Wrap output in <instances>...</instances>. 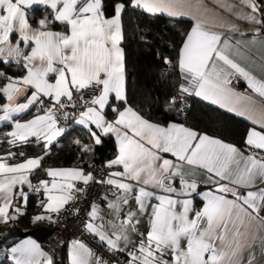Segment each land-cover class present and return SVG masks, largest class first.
Here are the masks:
<instances>
[{
    "label": "snow or ice",
    "instance_id": "1",
    "mask_svg": "<svg viewBox=\"0 0 264 264\" xmlns=\"http://www.w3.org/2000/svg\"><path fill=\"white\" fill-rule=\"evenodd\" d=\"M36 5L46 6L50 14L33 27L29 12ZM129 6L154 16L191 15L185 10L191 0H113L111 16L106 14L103 0H0V63H20L22 59L25 70L22 76L0 72V97L5 101L0 103V122L11 128L0 133V144L9 145L0 153V223L8 224L24 214L18 202L27 205L25 185L45 197L37 204L43 211L33 217L35 224L55 222L54 214L83 191L76 188V182L87 185L94 180L82 167H50L44 170L50 180L40 179L35 187L31 183V174L40 169L50 146L68 130L61 126V120L71 121L86 129L92 140L91 145L74 141L82 153H90L93 146L102 143V137H115L117 154L105 167H121L122 171H110L106 179L95 182L115 189V199L108 206L116 213L118 230L109 233L94 223L99 218L95 203L85 224L110 252L126 253L127 264H240L241 253L248 250V264H254L252 248L257 240L264 252V235L259 234L264 231V216L260 215L264 188L247 189L257 178L264 180V111L257 116L238 108L242 100L251 101V97L236 93L231 84L233 77H241L252 92L264 98V79L231 58L234 46L229 39L208 30L206 21L191 16L196 22L186 33L178 58L185 83L168 103L175 105L195 96L258 125L260 130L252 127L245 137L249 154L182 124L152 123L130 106L119 108L110 101L126 104L120 44L124 38L122 15ZM220 7L239 20L258 25L251 41L256 43L264 29V0H222ZM215 20L220 26L226 24L229 31H240L223 17L217 15ZM56 23L65 25L67 31L52 30ZM13 36L18 37L15 43ZM241 43L236 42L237 51ZM28 48L31 50L25 54ZM165 63H169L167 58ZM85 90L97 94L86 98L82 94ZM74 94L80 96L79 110ZM106 107L111 108L114 119L106 118ZM33 108L31 118L24 120L23 115ZM69 108L74 111H67ZM31 138L42 144L43 154L29 157L21 151L18 155L22 159L10 163L17 157L12 149L29 144ZM186 165L205 170L211 186L199 192L198 182L184 171ZM149 187L163 194L149 191ZM194 194L202 198L199 209L194 207ZM133 196L139 213H147V201H157L151 205L150 227L137 243L129 236L139 223L137 212L129 211L121 219L122 205ZM253 225L256 231L251 230ZM112 227L116 229L117 224ZM8 251L14 264H54L35 240L21 241ZM69 256L70 264H108L80 240L71 242Z\"/></svg>",
    "mask_w": 264,
    "mask_h": 264
},
{
    "label": "trees",
    "instance_id": "2",
    "mask_svg": "<svg viewBox=\"0 0 264 264\" xmlns=\"http://www.w3.org/2000/svg\"><path fill=\"white\" fill-rule=\"evenodd\" d=\"M103 3L106 14H111L113 0H103ZM45 11L49 12L46 6H34L29 12L30 22L36 23ZM122 25L124 38L121 47L124 54L127 104L134 107L149 120L165 123L170 119H177L198 130L219 136L233 143L245 144V131L248 126L245 119L195 96H187L182 103L175 105L168 103L180 83L179 47L191 25L189 18H172L167 15L154 16L129 6L122 15ZM52 27L59 31H67V27L60 23L53 24ZM165 58L169 63H165ZM20 71L14 69L12 63H0V72L7 75ZM110 103L119 108L124 104V102H118L114 99H111ZM32 112L31 110L23 116ZM105 112L109 116L113 115L110 107H106ZM67 129L50 146V151L44 156L40 169L31 174L32 180L44 176V170L48 166H86L91 162L106 163L112 160L116 154L117 150L112 135L102 137V143L93 146L90 153H82L81 148L74 141L79 139L82 143L91 145L92 140L87 130L73 123ZM10 130L11 128L6 122L0 124V133ZM8 149L7 143L0 144V153H4ZM12 150L17 152L16 160L13 161L22 159L18 155L21 151L25 152L27 156L43 154L42 144L37 145L35 138H31L29 144ZM199 185L200 187L206 186L203 183ZM27 193L29 195L26 207L21 201L18 202L24 214L17 215L15 220L8 223L14 225V230L2 237L10 235L14 238L23 234L25 227L30 222L31 215L40 210L37 207L36 192L30 190ZM194 202L199 204L201 200L195 196ZM55 261L57 264H66L63 253Z\"/></svg>",
    "mask_w": 264,
    "mask_h": 264
},
{
    "label": "crops",
    "instance_id": "3",
    "mask_svg": "<svg viewBox=\"0 0 264 264\" xmlns=\"http://www.w3.org/2000/svg\"><path fill=\"white\" fill-rule=\"evenodd\" d=\"M230 2L235 3L236 0H230ZM221 3H222V0H199V2H198V0H191V6L187 7L185 9L186 11H188L191 14L190 16H185L186 18H189L191 20V25L188 28L187 32L191 30V28L194 26V24L196 22L194 19L191 18V16H196L197 18L206 21L205 27L208 30L222 33L225 38H227V39H229L231 41V43L234 46L233 49L230 52L231 58H233L236 62L241 64V66L245 67L248 71L253 73L258 79H264V29L261 30V34L259 35L256 43H252L251 41H252V36H253V30L256 27H259V26L258 25H253V24H249V23H247V22H245L243 20L237 19L234 15H232L229 12L225 11L224 9H222L220 7ZM205 10H207V11H205ZM112 14L113 13L109 14V16H111ZM45 15H49V12H47V11L43 12L41 14L40 18L44 17ZM217 15L220 16V17H223L224 21H228V22H231L233 24H236L239 27L240 31L239 32L229 31V29H228L226 24H225V26H220V22L215 20V17ZM30 23L32 24L33 27H36V23H32V22H30ZM52 30L59 31L57 28H54V27H52ZM17 39H18L17 36H13L12 37V42L15 43ZM185 39H186V34H185V36H184V38H183V40L181 42V45L179 47V52H180V48L182 47L183 42H184ZM237 41H241L242 42L240 44V46H239V50L238 51H237V48H236V42ZM120 47H121V44H120ZM21 48H24L23 44H21ZM30 50L31 49L28 48L26 50L25 54H27V52H30ZM21 64H22V59H21L20 63L12 62V67L14 69L21 70V71L20 72L11 73V74H9V76H22V75H24L25 74V70L21 67ZM225 71H230V69L225 68ZM179 75H180V83L179 84L185 83V81L182 78V74H181L180 70H179ZM50 78L54 80V77H50ZM231 87L235 90L236 93H243V94L251 97V101L242 100L240 102V104L238 105V108H240V109H249V110H251V112L254 115H257V116L262 111H264V98L260 97L256 93L252 92V90L248 88L247 82L243 78L238 77V76L233 77L232 78ZM4 102H5L4 99L2 97H0V103H4ZM126 106L132 107L131 105H129L127 103L126 104L124 103L120 108L123 109ZM132 108L135 111H137L134 107H132ZM221 109H223V108H221ZM223 110L228 111L227 109H223ZM32 111L35 112V109L33 108ZM230 113H232L234 115H237L235 112H230ZM31 114L32 113L28 114L27 116H23V119L26 120V119L31 118ZM139 114L141 116H143L141 113H139ZM105 115H106V118L108 120L114 119V114L112 116H109L105 112ZM237 116H239V115H237ZM239 117L245 119L248 122V126H247V129L245 131V137H246L248 129H250L252 127H256L257 130H260L258 125H253L249 120H247L243 116H239ZM145 119H147V118H145ZM147 120L152 122V123L161 124V125H164V126H167L168 123L182 124L185 127H189L191 129L199 132V133H206L210 137H214V138L222 140L223 142H226V143H229V144H233L237 148H239L244 153V155H248L249 154V149H247L245 144L244 145H239V144L233 143V142L225 140V139H223V138H221L219 136H216V135L209 134L207 132L198 130L197 128H195V127H193V126H191L189 124H186V123H184V122H182L180 120L170 119V120L166 121L165 123H158V122H155V121L149 120V119H147ZM1 123H3V122H0V124ZM112 137H113L114 142H115V137L114 136H112ZM115 146H116V150H117L116 142H115ZM116 154H117V151H116ZM116 154L114 155L113 159L115 158ZM165 155H166V158L175 160V158L172 157L171 154H165ZM32 156H35V155H32ZM29 157H31V156H29ZM9 162L12 163V162H17V161H9ZM50 167H52V168L82 167L84 169L85 173L89 172V170H87V168H86L87 165L86 166L56 165V166H48V167H46V169L50 168ZM110 171H122V168L121 167H113L112 169H109L108 173ZM184 171L192 179H195L198 182V184L203 183V184L206 185V186L199 187V192H204L205 190H207L208 187L211 186L210 182L208 181V176H207V173L205 172V170L200 169V168H196V167H189V166L186 165L184 167ZM40 179H49L50 180L51 178L47 177L46 174L44 176L38 177V178H36L34 180H32L31 177H30L31 183H32V185L34 187L38 185V181ZM261 180L262 179L257 178L256 181H255V185L252 188L247 189V190H258L259 188H263V186L260 184ZM176 187H179L178 183L176 184ZM17 190H19V189H17ZM23 190L26 193L28 191H30V189L27 187V185L24 186ZM148 190L149 191H154L157 194H163L158 189H153L151 187H149ZM240 191L244 192L246 190L245 189H240ZM35 195L37 196V199H36L37 203L40 200L45 199L44 194L42 192L41 193H36ZM105 196L107 197L106 199H104ZM195 196L198 197L201 200V202L199 204H196L194 202V207L196 209H199V208L202 207V198L200 196L195 195V194L191 198L194 200ZM229 198H231V197H229ZM114 199H115V196L112 195V192H108V193H106L103 196V200L101 202L95 203L98 206L99 218L97 220H95L94 223L97 224V225H103V230L106 231V232H109V233L118 230V227H119V221L117 220L115 211L113 209L109 208V206H108V202L112 201ZM21 203H23V202L21 201ZM155 203H157V201L155 199H152V200L146 202V204H147V213H139L137 211V204H136L134 196L129 199V203L127 205H122L121 219L123 218V214H126L129 211L137 212V215H136L135 219L139 220V223L136 225V231L135 232L129 231L130 239L134 243H137L141 239V235H140L141 233H144V234L147 233V231H148V229L150 227L151 205L155 204ZM18 206H20V204H18ZM90 207L88 209V212L90 210ZM41 211H43V210L40 209L39 211L34 212L31 215L30 218L33 219V217L35 215H37L38 213H40ZM260 215L264 216V211H262L260 213ZM88 219H89V217H88ZM88 219H87L86 223L88 222ZM9 223H11V222H9ZM113 224H117V228L116 229H114L112 227ZM0 225H5V224L0 223ZM38 225H41V224H38ZM33 226H36V225H33ZM33 226H31V227H33ZM27 228H29V227L26 226L25 229H27ZM251 230L252 231H256V226L253 225ZM259 234L260 235H264V231H261ZM95 237L97 239H99L98 236H95ZM28 239L35 240L36 243L39 244L41 249L44 251V249L42 248V246L40 244V240L36 239L31 234L23 233L21 235L15 236L14 238H12V236H10V235L7 236V237H2L1 236V240H0V264H14V261H12L10 259V254H9L8 250H10L12 247H14L16 244L20 243L21 241L28 240ZM74 240L82 241L81 239H76V238H68L65 241L62 253L64 254V260H65L66 264H70L69 253H70V249H71V242L74 241ZM82 242L88 248H90L84 241H82ZM104 244L106 245V243H104ZM123 246H124L123 242H121V247H123ZM131 250H132L131 248L128 249V251H131ZM252 252L255 255L254 264H264V252L261 251V246H260V241L259 240H257L255 245L253 246ZM119 253L125 255V256L123 255L124 258H122V261H107V260H104V259L103 260L107 261L108 264H126L127 260H128V257L126 255V253H123V252H119ZM47 255H49V254L47 253ZM49 256L52 257L54 264H57V262L55 261L57 258L52 256V255H49ZM95 256H97V255L95 254ZM248 257H249V251L248 250H244L241 253V256H240V264H248ZM124 259H125L126 262L123 261Z\"/></svg>",
    "mask_w": 264,
    "mask_h": 264
},
{
    "label": "built area",
    "instance_id": "4",
    "mask_svg": "<svg viewBox=\"0 0 264 264\" xmlns=\"http://www.w3.org/2000/svg\"><path fill=\"white\" fill-rule=\"evenodd\" d=\"M179 85L174 92V96H178ZM96 93L93 90H85L82 94L86 98H91ZM74 99L78 104L76 110H79L80 96L74 94ZM67 111L74 110L69 108ZM60 123L61 126L66 128L72 124L71 121L65 122L64 120H61ZM105 164L102 162H91L87 165L86 168L93 174L94 180L90 181L87 185L82 181L76 182V188L83 189V191L76 193L75 199L70 201L59 214H54L55 222L42 221L34 224L32 223L33 219H30L27 227L41 224L49 228V232L40 240L42 248L49 255L59 258L62 254L66 239L76 238L84 241L93 253L102 259L107 261H122L123 254L110 252L103 242L85 229L89 207L93 203L101 202L106 193L115 191V189H110L107 184L95 182V180L107 178L109 168L105 167ZM260 184L264 188V180H261ZM77 209L79 210L78 212ZM13 230L14 225L12 224L0 225V236H6Z\"/></svg>",
    "mask_w": 264,
    "mask_h": 264
},
{
    "label": "water",
    "instance_id": "5",
    "mask_svg": "<svg viewBox=\"0 0 264 264\" xmlns=\"http://www.w3.org/2000/svg\"><path fill=\"white\" fill-rule=\"evenodd\" d=\"M177 183H178V181H177ZM11 214H13V213L10 212V215ZM48 232H49V228L46 227V226H44V225H36V226H33V227H29V228H27V229H25L23 231V233H25V234H31V235H33L38 240L43 239ZM0 240H1V236H0Z\"/></svg>",
    "mask_w": 264,
    "mask_h": 264
}]
</instances>
